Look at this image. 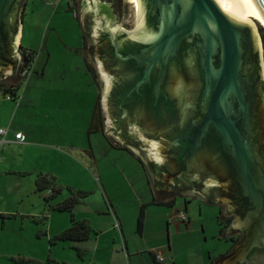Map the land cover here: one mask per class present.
<instances>
[{
	"label": "water",
	"instance_id": "1",
	"mask_svg": "<svg viewBox=\"0 0 264 264\" xmlns=\"http://www.w3.org/2000/svg\"><path fill=\"white\" fill-rule=\"evenodd\" d=\"M23 1L0 0V76L3 77L13 76L15 58L20 52L18 42L23 21L16 25V16ZM219 1L124 0L126 16L121 22L127 25L126 34L140 44L123 59L141 64L143 75L135 83L136 88L150 80L153 69L157 71L152 91L159 98L161 93L165 95L169 63L180 64L186 51L195 50L197 67L193 76L199 78V87L197 94L196 90L192 92L196 100H187L191 109L181 112L187 126L172 131L169 145L146 139L141 146L146 156L155 161L163 158L162 151L167 147L179 158L188 157L194 167L208 161L216 175L205 179L206 185L228 192L231 184L234 195L246 206L231 222L242 228L243 237L211 264H250L247 261L250 254L256 258L253 264H264L263 46L251 20L237 9H220ZM251 1L264 20V0ZM94 2L92 10L98 13L104 3ZM89 11L84 4L80 6L82 25ZM28 63L23 58L21 73ZM107 90L106 83L103 100ZM110 115L106 113L107 118ZM150 115L163 117L160 110ZM167 117L174 115L170 113ZM146 118H150L149 114ZM196 162L199 164L195 165ZM165 180L172 182L174 177L165 175ZM228 196L225 194L219 200L227 210L235 212L238 204Z\"/></svg>",
	"mask_w": 264,
	"mask_h": 264
},
{
	"label": "rangeland",
	"instance_id": "2",
	"mask_svg": "<svg viewBox=\"0 0 264 264\" xmlns=\"http://www.w3.org/2000/svg\"><path fill=\"white\" fill-rule=\"evenodd\" d=\"M69 2L70 0H31L29 12L24 17L20 49L22 50V47L31 49L35 46L37 48L35 49V64L32 74L23 80L18 94L21 96L27 88L28 97L34 99L35 104L40 105V108L38 105L33 107L34 104H29L31 116L26 117L25 112L20 113L21 109L15 113L14 108L17 109L18 106L13 103L15 106L10 115L15 116L16 126L33 129L35 139L48 141L50 135H44L46 132L43 130L47 129L52 137L50 141H55L60 145L58 150L61 153L48 148L32 146L25 153V157L29 159L37 154L39 157L34 161L39 163L43 169L56 170L58 178L54 177L56 182L63 186V191L55 195L53 201H61L69 195L67 186L88 191L89 195L75 206L74 214L76 219L80 216L88 219L92 217L93 223L90 224L93 227V233L91 234L98 233L101 227L105 229V226H111L110 231L103 234H123L124 232L130 237L128 238L130 244L135 241L143 249H153L150 248L152 245L149 242L158 239L153 234H175V229L169 233L167 227L172 209L170 211L162 204L153 205L151 203L153 188L149 187L144 171L135 159L122 150L113 148L101 133L88 134L93 108L92 101L95 100L96 90L90 74L85 70L83 60L76 53L82 44L83 36L74 11L69 8ZM117 23L120 25L121 21ZM255 26L261 37L263 27L256 21ZM39 54L37 64L36 58ZM262 61L264 62V58ZM38 71L44 73L43 77H40L42 79L36 78L35 73ZM13 77L6 76L0 81L13 82L15 80H12ZM43 111L51 114L52 119L44 118ZM43 120L46 123L43 124ZM0 154H2L1 151ZM49 175L52 174L49 173ZM19 178L9 183V200H16L13 205L9 204V209L42 213L44 207L42 194L26 192L25 188L29 187V181H24L25 177ZM107 197L112 201L118 219L124 224L123 232L120 226H116L115 214L109 212ZM198 205L192 225L189 226V232L182 233L186 235L181 236L179 243L176 242L174 247L175 252L172 254L176 259V264H208L211 258L215 260L220 257L219 254L229 245V243L212 237L218 232L215 219L216 208L207 204L199 203ZM90 206L93 214L88 209ZM142 207H145L146 225L140 232L137 221ZM1 208H4L2 204ZM165 211H167L166 216L163 218ZM45 213L43 215L45 218L22 215L9 218L4 231L6 234H26L35 238L37 234H41L38 240L46 242L47 249H49V238H53V234L60 233L70 224L71 213L53 209L46 210ZM181 226L180 224L178 229H187L186 224ZM142 234L149 242H144L146 240L142 238ZM172 238L168 239L165 236L166 246L172 243ZM119 243L116 244L118 253L127 256L128 259L129 253L127 252L126 255V249L124 251V242L121 240ZM54 246L65 248V255H69L71 251L74 252L73 256L78 259L76 249L71 248V241H60ZM131 257L132 264H154L149 253H145L143 257H138V255ZM109 264H117V262L113 259ZM165 264H173V261H167Z\"/></svg>",
	"mask_w": 264,
	"mask_h": 264
},
{
	"label": "flooded vegetation",
	"instance_id": "3",
	"mask_svg": "<svg viewBox=\"0 0 264 264\" xmlns=\"http://www.w3.org/2000/svg\"><path fill=\"white\" fill-rule=\"evenodd\" d=\"M94 1L88 0L87 2L94 5ZM102 1H107L108 5L103 4L100 12L90 10L85 13L82 25L84 42L81 44L86 58L85 69L90 74L97 90L94 105L98 106L102 123L101 129L97 133H101L113 148L122 150L140 165L149 187L155 189V192H152V204H162L170 208L180 207L186 211L188 219L190 215L187 208L192 200L215 207L217 210L215 219L220 226L216 234L229 243L227 251L224 249L219 256L225 254V251L228 253L244 234L241 227H236L231 223L232 219L236 214H242L243 208L246 209V206L240 202V197L234 195L235 191L232 185L230 184L227 188L228 192L215 186L206 185L205 179L213 178L216 175L213 165H210L208 161L199 167H194L188 157L179 158L175 151L172 148L169 150L167 146L162 151L163 158L161 157L160 161H155L146 156L144 146L143 148L141 146L146 139H155L169 145L172 131L187 126L186 118L182 117L181 112L191 109V105L188 104L190 99L196 100L195 94L199 87V78L195 77L196 52L194 49H189L182 56L180 64L177 61L169 63L165 95L161 93L157 98L153 94L152 85L157 76L155 69L150 75V80L136 88L135 83L143 75L141 64L125 60L123 57L126 56V53L139 47L140 43L126 34L128 29L124 21L117 25V22L126 16V8L122 6L124 0ZM25 3L26 0L20 4L16 25L18 21H22ZM95 17L98 19L96 20ZM116 25L117 27H115ZM95 29L98 32H95ZM111 34H113V38H111ZM23 58L29 61L28 66L32 61L31 58L24 55L21 49L20 52L18 50L13 67L14 77L12 80L15 79L14 81L20 80L22 77ZM194 74L195 76H193ZM3 78L6 77L0 76V80ZM193 82L197 86L193 85ZM106 83L108 90L106 99L103 100ZM157 110H160L163 115L161 119L153 118L150 115ZM107 112L111 113L109 118L106 117ZM162 112H166L167 115L165 116ZM170 113L174 117H167ZM148 114L149 119L146 118ZM140 134L145 135L144 138ZM207 139L209 138L207 137ZM210 141H212L211 138ZM214 146L212 145V147ZM196 164L199 163L196 162ZM165 175L174 177V180L167 182ZM192 188L195 189L191 190ZM225 194H229L231 202L238 204L235 212L227 210L220 202L219 198ZM255 260L256 258L253 259L252 254L248 256L247 261L250 264L255 263Z\"/></svg>",
	"mask_w": 264,
	"mask_h": 264
},
{
	"label": "crops",
	"instance_id": "4",
	"mask_svg": "<svg viewBox=\"0 0 264 264\" xmlns=\"http://www.w3.org/2000/svg\"><path fill=\"white\" fill-rule=\"evenodd\" d=\"M87 1L88 0H81V1L80 0H70V2L68 3L70 9L73 8L72 9L73 11H77L78 15L76 16V18L79 22V27L82 31V36H83L82 42H84V35H83L84 33H83L82 24H81L80 6L84 4L89 10H92L91 4ZM30 3H31V0H26L25 8L22 14L23 22L20 27L19 42H18L19 46H22L24 17L26 13L29 12L28 9H29ZM103 3L108 4L107 1H103ZM22 48H26V47H22ZM31 49L35 50L37 48L33 46ZM76 53L83 60V62H85L86 58L84 56L81 46L76 50ZM39 58H40V54H39V57L36 58L37 64L39 63ZM43 74L41 73V71H38L35 73L37 79H42L40 77H43ZM18 92L16 93V95L19 96V99H17L18 104L15 99L14 100L10 99L9 96L7 95L4 96L0 92V128L2 127L9 128V131L5 136H2L0 134V151L2 153L0 154V264H109V262H112L113 259L117 262V264H132L131 256L138 255V257H143L145 253H149V255L152 257L154 264H157L156 262L157 260L155 259L154 254L151 252V250L153 249H157V251H159L160 254L166 258L165 262H162V263L158 262L159 264H165L167 261H170V260L173 261V264H176V259H174V256H173L175 252L174 247L176 245V242L179 243V238L183 235H186L182 233L189 232V226L192 225V222L194 220L193 216L196 215V208H198L196 207L199 204L197 200H192V202L188 205L187 211L190 216L187 222H169L168 221L167 227H168L169 233H171V231L175 229V234H153L154 236L158 238L154 242H149L147 239H145L144 234L141 235L142 238L144 237V239L146 240L144 242H149L152 245L150 248H153V249H148V248L143 249V247H141L135 241L131 243L132 245L129 243L128 238L130 237H128V234H124L123 232L124 224L121 222L120 219H118L117 214H116L117 211L114 208L112 201L108 197L106 199V202L109 206V212H111L112 214H115V218H117V222L120 224L123 234H103L105 232H109L110 229L112 228L111 226L110 227L105 226L104 227L105 229H103L102 227L99 228L98 233L91 234L90 237L85 241H71L72 243L71 248L76 249L78 259L73 256L74 252L71 251L69 255H65L64 254L65 248H59L58 246L57 247L54 246L60 241H52V237L49 238V249H47L48 247H47L46 242H44L43 240H38L41 234H37L36 238L33 237L32 235H26V234H6L4 229L6 227V223L9 221V218H16L20 215L34 216V217L42 216V218L43 217L45 218V216L43 215L46 214L45 213L46 210H52V209H48V206L45 200L43 201L44 207H43L42 213L36 212V211H26V212L19 211V209H13V208L9 209V204L13 205L14 201H16V200H9V191H10L9 183L11 180L20 179L19 177H25L24 181L25 180L29 181L28 182L29 187L25 188L26 192L40 193L42 194L44 198L45 192H39L37 191V188H36L37 175L39 173H44V174L50 173L52 174L51 176H56L58 178L56 170H53L51 168H47V170H45L43 169L42 166H40L39 163L34 161L35 159L39 157L37 154H34L32 159H29V157H25V153H27L26 150L30 146H32V147L48 148V149H51L52 151H57L58 153H61L58 150L60 145L55 143V141H50L52 137H51L50 132L47 129H43L46 132V134L44 135H50V136H49V140L45 142V141L35 139L36 135L33 129H23L15 125V122H14L15 116H13V114L10 115L15 106L14 104L18 106L17 109L14 108V110L16 111L15 113H17L21 109L20 113L25 112L24 116L26 117L31 116L30 114L31 112L29 110L28 105L34 104L33 107H36L38 105V104H35L34 99H32L31 97H28L27 88L25 89L24 94H22L21 96L20 94H18ZM95 94H96L95 95V100H96L97 90L95 91ZM95 100L93 99L92 101V106H93L92 114H93V110L95 106L93 105V103H95ZM39 106L40 105H38V108H40ZM92 114L90 118H92ZM42 115L44 118L52 119V115L45 113V111H43ZM44 123L46 122H44L43 120V124ZM17 132H22L25 135V141L23 143H19L15 140L14 134ZM41 167H42V170H40ZM103 191L105 192L104 189ZM152 192L154 193L155 189L152 190ZM1 204L4 206V208H1ZM153 205H158V204H153ZM162 206H164L168 210L170 209V211L172 209L166 205H162ZM199 208L201 209L200 206ZM88 209L93 214L92 207L90 206ZM166 212L167 211L163 213V218L166 216ZM71 214H73L74 217L77 218L74 214V209ZM144 215H145V211H144ZM70 218H71V215H70ZM83 218L85 219L86 217L85 216L79 217V219H83ZM88 220L90 221V223H93L92 217L91 219H88ZM180 224L182 226L186 224L185 227L187 229L185 228L184 230L178 229L180 228ZM145 225L146 223H145V216H144L143 227H145ZM217 225H218V230H219L220 226L219 224ZM53 235H56V234H53ZM165 236H167L168 239H170V237L171 238L173 237L172 243L169 244L170 247L165 245L166 244ZM212 237L214 239L218 238L219 241H224L216 233L213 234ZM121 240L125 244L124 251L126 249V255H127V252L129 253L128 259H127V256L125 257L123 254L118 253V250L116 249V244H118L119 241L121 242ZM224 242H227V241H224ZM212 260L213 259L211 258V262ZM211 262L208 264H211Z\"/></svg>",
	"mask_w": 264,
	"mask_h": 264
},
{
	"label": "trees",
	"instance_id": "5",
	"mask_svg": "<svg viewBox=\"0 0 264 264\" xmlns=\"http://www.w3.org/2000/svg\"><path fill=\"white\" fill-rule=\"evenodd\" d=\"M261 38L264 47V31L262 28H261ZM22 52L24 53V55H27L29 58L34 57V55L36 54L35 50L28 48H22ZM24 79L25 78L21 77V80H16L13 82L0 81V92L4 96L7 95L14 100L15 98L18 97L16 93L19 91V89H21ZM101 127H102L101 116L99 114L98 106L95 105L92 118L88 126V134L97 133L98 131H100ZM36 188L37 191L39 192H46V195L44 196V200L48 206V209H53L55 211H67L70 213H72L73 209L81 199L89 195L88 191L75 189L67 186L69 195H67V197L61 201H53L55 195L63 191L62 190L63 186H61L58 182H56L54 176L43 173H39L37 175ZM144 216H145L144 207H142L137 221L139 231H141L143 228ZM92 232H93L92 226L88 219H76L74 215L71 214L70 224L60 233L54 235L52 241H85L90 237ZM157 264L159 263L157 262Z\"/></svg>",
	"mask_w": 264,
	"mask_h": 264
},
{
	"label": "built area",
	"instance_id": "6",
	"mask_svg": "<svg viewBox=\"0 0 264 264\" xmlns=\"http://www.w3.org/2000/svg\"><path fill=\"white\" fill-rule=\"evenodd\" d=\"M74 15L75 16L78 15L77 11H74ZM35 55H34V57L31 58L32 61H31L30 65L21 74L22 78H26L28 75L32 74V72H33L32 69H33L34 64H35ZM17 99H19V96L17 98H15L16 101H17ZM17 104H18V101H17ZM8 131H9V128H0V134L2 136H5L8 133ZM14 138L19 143H23L25 141V135L22 132L15 133ZM187 220H188V216H187V213L184 209H182L180 207L172 208V211L170 214V219L168 220L169 222H176V221L186 222ZM116 226L119 227L120 224L117 222ZM151 252L154 254L157 262H159V263L165 262L166 258L164 256H162L160 254V252L157 251V249H153V250H151Z\"/></svg>",
	"mask_w": 264,
	"mask_h": 264
},
{
	"label": "bare ground",
	"instance_id": "7",
	"mask_svg": "<svg viewBox=\"0 0 264 264\" xmlns=\"http://www.w3.org/2000/svg\"><path fill=\"white\" fill-rule=\"evenodd\" d=\"M217 6L220 9L224 7H231L243 12L246 18L250 19L255 26V21L264 27V20L257 10L255 4L251 0H221L218 2ZM222 11V10H221Z\"/></svg>",
	"mask_w": 264,
	"mask_h": 264
}]
</instances>
